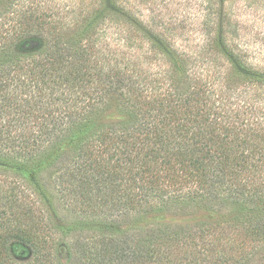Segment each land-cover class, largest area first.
<instances>
[{"label": "trees", "instance_id": "1", "mask_svg": "<svg viewBox=\"0 0 264 264\" xmlns=\"http://www.w3.org/2000/svg\"><path fill=\"white\" fill-rule=\"evenodd\" d=\"M134 11L0 0V264L264 255V67L223 10L195 54Z\"/></svg>", "mask_w": 264, "mask_h": 264}, {"label": "rangeland", "instance_id": "2", "mask_svg": "<svg viewBox=\"0 0 264 264\" xmlns=\"http://www.w3.org/2000/svg\"><path fill=\"white\" fill-rule=\"evenodd\" d=\"M72 0H59L69 4ZM137 17L147 21L155 32L164 35L173 47L195 54L204 46L210 35L218 34L220 20L217 12L223 10L224 29L237 51L247 49L249 61L264 67V0H129ZM205 2V3H204ZM209 5L210 8L208 7ZM216 29V30H215ZM215 31V32H214ZM113 31H110L111 35ZM144 46V39L137 37ZM155 57V56H154ZM154 61V60H152ZM4 180L1 176L0 181ZM170 222L185 220L220 221V217L197 215L190 219L167 218ZM263 259V260H262ZM8 264V263H7ZM253 264H264V255L254 259Z\"/></svg>", "mask_w": 264, "mask_h": 264}]
</instances>
